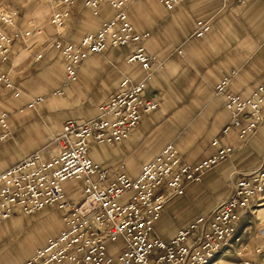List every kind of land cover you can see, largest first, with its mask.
<instances>
[{
	"label": "crops",
	"instance_id": "obj_1",
	"mask_svg": "<svg viewBox=\"0 0 264 264\" xmlns=\"http://www.w3.org/2000/svg\"><path fill=\"white\" fill-rule=\"evenodd\" d=\"M83 1L74 0L62 28H56L49 17L65 6L62 0H0L13 17V24L5 27L12 40L0 70L19 90L15 96L0 83V113H8L10 130V137L0 142V173L35 151L48 158L54 152L55 137L68 120L80 124L92 119L99 113L100 103L119 90L123 79L134 84L145 77L140 63L127 61L133 49L129 43L89 52L77 67L76 79L66 78L65 60L54 42L61 39L78 45L84 35L97 31L115 14L105 2L94 13ZM126 12L137 32L149 33L143 44L154 56V68L144 95L158 106L142 115L125 140L90 143L88 155L105 170L106 182L119 173L136 177L142 165L169 144L189 164L209 157L217 150L212 139L230 119L221 98L215 95L216 84L230 77V91L243 98L264 86V0H244L243 4L236 0H183L171 10L161 0H133ZM200 20L209 21L210 27L196 36ZM26 31L30 34L25 35ZM220 142L232 146L233 154L207 170L199 181L187 183L182 195L167 200L154 223L155 234L161 239L170 240L228 197L234 171L264 166V122L248 139L232 131L222 135ZM69 180L62 183L63 189L77 203L81 197L66 190ZM53 208L56 206L48 204L35 213H43L39 219L42 225L47 224L46 214L60 213L55 237L63 230L64 210ZM243 227L251 233L244 244L246 250L248 245H264V205L241 212L237 224L241 238ZM22 231L13 229L12 233Z\"/></svg>",
	"mask_w": 264,
	"mask_h": 264
},
{
	"label": "built area",
	"instance_id": "obj_2",
	"mask_svg": "<svg viewBox=\"0 0 264 264\" xmlns=\"http://www.w3.org/2000/svg\"><path fill=\"white\" fill-rule=\"evenodd\" d=\"M133 0H84V6L97 12L103 2L114 16L102 22L97 31L84 35L79 44L54 42L65 60V75L75 80L78 65L89 52L133 43L127 61L138 62L145 77L137 83L123 79L117 92L99 105V113L83 123L68 120L54 139V152L44 158L35 151L0 173V222L14 214H31L48 204L63 209V230L48 239L22 264H114L108 244L122 239L117 259L121 264H219L218 255L234 248L243 264H251L242 238L237 233L241 212L264 205V166L232 174L228 197L187 227L179 229L168 241L155 234L154 223L168 199L184 193L187 183L199 181L212 167L228 159L233 147L223 145L220 137L232 131L243 138L253 136L264 122V86H257L248 97L229 89L230 77L215 88L230 114L219 135L212 139L215 153L196 164L182 160L178 150L167 145L153 160L142 165L132 178L119 173L106 182V172L88 155L91 142L115 144L125 140L142 115L157 109V102L144 95L146 80L153 71V58L143 44L148 32H137L126 12ZM168 10L183 0H161ZM54 11L49 23L62 28L74 0ZM243 4L244 0H236ZM13 24L11 13L0 2V67L7 57L12 36L5 27ZM209 21L197 22L194 35L209 30ZM26 31L25 35H29ZM40 57V55H38ZM235 71L232 73L234 74ZM0 83L19 95L8 74L0 70ZM32 104V103H31ZM8 113H0V142L10 137ZM68 179H83V196L71 201L62 186ZM256 248L255 252H260Z\"/></svg>",
	"mask_w": 264,
	"mask_h": 264
},
{
	"label": "rangeland",
	"instance_id": "obj_3",
	"mask_svg": "<svg viewBox=\"0 0 264 264\" xmlns=\"http://www.w3.org/2000/svg\"><path fill=\"white\" fill-rule=\"evenodd\" d=\"M229 183V182H228ZM83 179H70L67 182L66 190L72 192L76 198L83 196ZM229 186L231 187L230 183ZM51 209V208H50ZM56 210V208H53ZM44 215L43 213H31L28 214H19L15 215L11 218L5 219L0 222V264H18L21 260L28 259L36 250V248L44 246L49 237L54 236V231L60 226V213L58 211H51L49 214L45 215V219L47 224L42 225L40 223V218ZM248 217L245 218L247 224ZM62 228H64L61 225ZM13 229H17V231H21L20 234L12 233ZM242 241L241 246H244L246 242L249 241L251 237V233H247L241 230ZM13 235V236H12ZM14 240L7 242L8 239ZM122 239H117L114 242L108 244L111 250V254H113L115 263L121 264L118 259V248L122 245ZM234 248H237L234 245ZM257 246L261 247L260 252H255V248ZM249 249L247 250V254L250 256L251 264H264V245H248ZM234 248H230L226 253L218 255V263L219 264H243L241 258L236 256L234 253Z\"/></svg>",
	"mask_w": 264,
	"mask_h": 264
}]
</instances>
